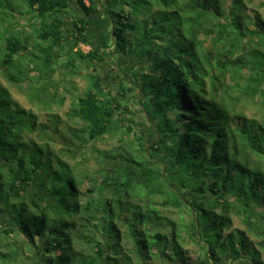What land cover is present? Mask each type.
<instances>
[{
	"label": "trees",
	"instance_id": "trees-1",
	"mask_svg": "<svg viewBox=\"0 0 264 264\" xmlns=\"http://www.w3.org/2000/svg\"><path fill=\"white\" fill-rule=\"evenodd\" d=\"M144 1L158 12H140L128 0H17L38 20L33 31L46 44L38 45L43 54L39 63L43 60L48 71L56 47H70L77 59L91 64L103 63L105 53L99 49L74 52L80 43H88L89 18L103 2L110 4L112 41L122 55L143 66L141 72L132 70L130 83L124 73L114 94L104 79L90 76L87 90L68 113L75 123L68 131L70 147L77 149L74 156L107 135H118L114 117L130 93L139 92V105L155 137L150 148L142 139L133 148L122 136L121 147H93L94 166L82 181L60 156L73 149L58 152L51 146L54 139L46 132L51 128L44 124V133H38L35 120L30 135L39 134L45 148L30 139L20 155L7 128L0 126V237L25 242L12 245L2 255L3 264L16 263L26 250L33 253L34 264H135L134 253L140 263L142 255H149L191 264L177 224L163 232L168 219L151 203L157 196L166 206L189 211L195 227H184L199 247L202 231L205 237L215 236L217 245L206 251L212 264L231 254L247 264L235 248L220 252L223 237L236 239V232L242 249L252 256L249 263L263 264L244 232L231 229V215L245 214L249 227L256 222L264 226V171L251 169L240 157L248 151L264 163V121L238 110L246 98L259 99L264 107V18L256 11L247 14L243 0H228L227 12L221 0ZM71 6L79 7L81 16L71 13L68 27L64 14ZM141 14L152 16L139 18ZM151 21L153 28L147 26ZM29 48L26 38H9L4 64L26 59ZM7 76L19 82L17 76ZM235 76L236 84L219 97L218 86Z\"/></svg>",
	"mask_w": 264,
	"mask_h": 264
},
{
	"label": "rangeland",
	"instance_id": "rangeland-1",
	"mask_svg": "<svg viewBox=\"0 0 264 264\" xmlns=\"http://www.w3.org/2000/svg\"><path fill=\"white\" fill-rule=\"evenodd\" d=\"M185 1L187 2L189 0ZM128 2L130 7L131 5H137V9L143 13H150L151 10L156 13L159 9L155 5L150 7V4L146 3L144 0H128ZM243 2L246 6L245 9L247 14L253 15L256 11L264 18V0H243ZM71 5L74 6L76 4L72 2ZM228 5V0H221V6H223L225 12L229 11ZM109 9L110 4L103 2L99 11L89 18L90 28L87 32L88 43L82 42L78 45V48L74 50V52L80 50L83 54L89 53L94 48L99 49L100 52L104 51L103 63L95 62L91 64L88 61L77 59L74 53L69 52L70 47L64 46L63 49L56 47L50 52L55 62L53 66H50L53 70L51 69V71H48L47 67L44 66L43 60L42 63H39V57H43V54L38 45L45 46L46 44L40 43L33 31L38 25L37 18L31 19L32 14L28 12L29 8L27 4L23 2H19L18 5L17 0H0V126L7 128V131L10 133V141L20 150V155L21 150H23V147L26 145L25 143L28 144V141H31L30 139L36 141L41 147H44L43 145L46 144L44 143L45 140L40 139L41 136L39 134L30 135V128L35 125V120L38 123L36 127L38 133H44V124L48 129L51 128V130L46 131L50 137L54 139V143H52L51 146L56 151L59 150L58 152H60L62 148L73 149V152H67L68 156H60L63 160L69 161L71 166L78 171L77 173L81 176L80 179L82 181L86 180L83 179V177L90 174V166H94V160L92 158L93 147H96L98 151L108 150L114 146L121 147L122 142L120 138L123 137L132 143L133 148L137 147L141 139L142 142L150 148L155 137V132L151 130V126L146 121L144 113L142 112V107L139 105L141 96L138 92L135 94L130 93L126 102L123 103V108L116 111L114 121L117 126L119 125L118 135L113 133L105 136L98 143L87 145L77 156H74V151L77 150L76 147L74 145L70 147V145L73 144V137L68 131L75 123L68 117V113L76 106L78 100L87 90L90 76H100L107 82L112 94H114L116 92V86L121 81V76L123 77L124 73H126V81L130 83L131 80L129 78H133L132 70L136 69L138 72H141L143 67L139 60L122 55L112 41V28L108 20ZM71 13L75 14L74 17L81 16L79 7H77L76 10L75 8L67 10L64 15L65 23L68 27H71ZM145 16L150 17L152 15L141 14L139 18H144ZM155 18L157 17L155 16ZM149 24L150 25L147 24V26L153 28L152 21ZM145 25V23H140V27L142 28L146 27ZM15 35L26 38V41L30 45L28 50L29 53H25L24 57L26 59L19 58L13 65H6L4 64V58L7 54L6 41ZM210 51L215 52L216 50L210 47ZM69 55H71V60ZM68 61L75 64L72 65L68 63ZM113 69H116V72H112ZM8 74L17 76L19 82L11 81L9 76H7ZM246 75L247 72H244L242 77H246ZM237 80L239 79L235 76L234 80L228 78L227 81L223 82L224 84L219 85L217 90L218 96H225L227 87L235 85ZM207 83L208 87L212 88L208 78ZM245 83V81H241L240 85L244 86ZM238 91L240 90L237 89L236 94H239ZM15 101L27 112L14 108L13 102ZM238 110L239 113L242 112L248 118H255L260 122L264 121V107L260 104L259 99H243ZM9 127H11L10 130L8 129ZM19 157L16 159L18 160ZM240 157L242 160L249 161L251 169H260L264 171V163L261 158L254 154H249L248 151H242ZM83 191H86L85 187H83ZM93 195L97 198V194ZM151 203L168 219V222L166 221L167 225L163 230L164 233L171 231L170 228L173 222L177 224V230L182 236L181 242L185 251H187L191 258V264H212L206 257V251L208 252L210 245H217L215 236L213 234H208L210 236L205 237L202 231L201 247H199L197 242H195L188 233L187 227L193 226L191 223H193L195 227L194 219L189 211L186 213L177 207L166 206L162 204V198L158 196L151 201ZM231 217V229H238L244 232L248 243L259 253L261 262L264 264L263 224L256 222L253 227H249L245 214L232 213ZM184 225L187 227L185 228ZM206 234L207 232L205 235ZM234 234L236 235V239L232 238L231 240L228 239L227 236L223 237L220 252H222L223 248L227 250V248L229 249L230 247V251L235 248L237 253L246 258L242 261L250 264L249 261L252 260V256H249L247 251L242 249L239 233L236 232ZM16 242L25 246L24 240L19 237L14 239L0 237V264H3L2 255L8 254L7 252ZM128 247L133 249L132 244L128 245ZM105 254H109V251L106 250ZM91 255H94V253H91ZM33 257V253L30 250H26L24 256L20 257L16 263L8 264H34ZM133 257L136 260L135 264H172L171 262L159 258H152L149 255H142L141 263L139 262L140 260L137 261L135 253ZM216 264H240V262H237L236 259L233 258V254H231L227 255L223 261L216 262Z\"/></svg>",
	"mask_w": 264,
	"mask_h": 264
}]
</instances>
